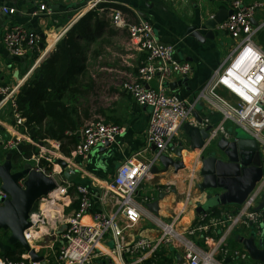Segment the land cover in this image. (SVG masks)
Wrapping results in <instances>:
<instances>
[{
	"label": "built area",
	"instance_id": "1",
	"mask_svg": "<svg viewBox=\"0 0 264 264\" xmlns=\"http://www.w3.org/2000/svg\"><path fill=\"white\" fill-rule=\"evenodd\" d=\"M99 1H89L91 9L97 7ZM40 9L47 11L44 3ZM232 9V14L218 27L226 30L237 44L197 96L188 99L168 91L164 84L177 75H189L191 63L175 57L174 46L159 40L150 20L138 15L136 21L130 11L116 5L107 8L112 24L128 32L130 46L147 53V58L139 66L138 79L123 83L137 103L150 108L147 144L120 163L113 179L103 184L96 198L90 188L78 184L75 189L79 194V207L70 213L66 208L74 185L64 176L65 168L57 162V169L50 174L56 181V187L37 200L29 218L31 225L25 230L27 241L42 259L34 261L26 250L17 260L0 255V264H90L94 259H110L114 264H138L170 245L181 249L182 264H225L216 258V253L235 227L244 225L256 234L264 233V210L256 209L264 189V178L238 212H225L219 217L212 216L213 212L200 214L199 220L187 232L177 228L178 216L167 221L148 209L147 203L152 201L151 193L144 196L139 193L161 155L177 157L176 151L184 144L181 136L184 125L187 122L199 124L193 111L200 100L222 113V124L231 121L258 140L264 151V49L255 41L258 28L251 23L256 11L264 9V0L252 3L234 0ZM16 12V7L0 5V15ZM3 40L11 53L22 55L25 45L31 48L38 46L41 36L31 33L24 26L15 25L5 32ZM155 80L156 86H146V83ZM222 90L230 96L223 95ZM15 92L13 86H0V104L8 101L17 110ZM16 117L19 124H24L25 118L18 111ZM123 132L124 128L119 124L97 116L79 130L80 143L69 154L68 160H86L95 148L116 142ZM219 133L231 139L223 126L213 128L214 135ZM21 141V136L8 137L2 142V150L17 148ZM153 147L154 152L149 156ZM47 159L56 163L54 160L58 158ZM154 188L152 190L157 194L172 192L170 184L158 183ZM8 197L0 179V203ZM96 201L100 203V208L93 212ZM87 214L90 215L88 219L85 218ZM144 220L155 225L158 237L150 239L139 235L128 239V230ZM65 224L64 231L58 233ZM220 228L225 230L220 237L217 235L220 244L211 246L212 237L205 233L220 234ZM198 237L208 246L198 244ZM236 254L242 258L249 256L247 251H236ZM128 256L134 257V261H128Z\"/></svg>",
	"mask_w": 264,
	"mask_h": 264
},
{
	"label": "crops",
	"instance_id": "2",
	"mask_svg": "<svg viewBox=\"0 0 264 264\" xmlns=\"http://www.w3.org/2000/svg\"><path fill=\"white\" fill-rule=\"evenodd\" d=\"M91 0H0V5L12 6L17 8L15 14H1L0 15V86H13L16 89L14 93L16 101L20 94L22 87L27 84L34 76L42 75L40 68L45 60L57 49L60 41L65 37L68 30L89 10ZM234 0H100L97 4L100 6L106 2L105 7H100L101 16H108L107 8L114 5H123L126 10L132 13L134 20H138V15L151 21L159 40L165 44H171L175 48V57L179 60L188 61L192 65V71L187 76L177 75L168 82L171 86L167 87L168 91L176 92L180 96L188 99H194L199 91L203 89L205 84L210 79L214 70L222 63L228 53L236 46L237 41L233 39L226 30L220 29L218 26L230 16L232 3ZM246 3H252L258 0H244ZM44 3L47 11H42L40 5ZM96 8V7H95ZM85 9V10H84ZM85 11V12H84ZM84 12V13H83ZM214 16H220L221 21L216 22L212 28H208V22L213 20ZM112 23V21H111ZM253 27L258 28L255 35V41L264 49V9L256 11L251 19ZM15 25H21L27 28L31 33H37L41 36V41L38 46L31 48L26 44L24 53L22 55H15L11 53L5 43L4 34L7 30ZM194 28V29H193ZM106 29V28H105ZM109 29V26H107ZM212 32V37H206V34ZM105 33V30L103 31ZM102 33V34H103ZM119 33H126L117 31L112 37H119ZM129 34L127 36V39ZM129 42V39H128ZM130 44V43H129ZM104 48L95 52V56H101ZM114 53V51H113ZM114 55V54H113ZM92 56V53H91ZM132 58H128L125 70H127L126 77L122 82L120 89L113 87L114 93L112 96V105H102L98 111L100 115L107 122L119 124L124 128V132L117 138L116 142L95 148L86 160L76 158L75 161H69V154L76 146H73L67 139L59 141L53 138L35 139L28 134L26 123L19 124L16 114L18 111L14 109L10 102L5 101L0 104V162L6 160L8 152L14 153V164H20L24 161H29L25 156L26 149L35 148L30 159L36 167L45 170L51 174L57 169L60 160L69 162V168L77 172V176L68 180L74 185L71 189V195L75 202L79 201V194L76 191L78 184H84L94 193L98 195L102 190L105 182L111 181L115 176L116 170L120 163L133 155L136 151L141 150L147 144V123L150 114V108L145 105H140L131 96L123 86L127 80L138 79V69L142 62L147 58V53L144 51L134 50L131 53ZM89 61V58H88ZM87 61V63H88ZM97 74L89 72L90 76L97 83V87H104L103 74L105 70L119 72V65L111 64L107 66L97 65ZM88 71L89 63L87 64ZM99 72H102L101 74ZM39 76V77H40ZM43 78V77H42ZM102 78L100 81L99 79ZM98 82H101L99 85ZM157 82L151 81L146 83V86H156ZM50 90V89H49ZM223 95L230 96L226 91H221ZM201 101V100H200ZM203 101V100H202ZM199 103V102H198ZM198 105V104H197ZM203 119L202 123H193L195 125H212L213 128L223 126L233 140L236 136L243 134V130L238 129L231 121L222 124V113L215 108L206 104L204 107H195V110ZM20 113V111H18ZM21 114V113H20ZM22 116V115H21ZM23 117V116H22ZM196 118V117H195ZM26 121V118H25ZM36 127V126H35ZM80 126L77 131L81 130ZM66 134L71 135V132ZM21 136L22 141L18 147L11 150H2V142L8 137ZM182 139L184 144H188L189 136L186 129H182ZM219 137H225L223 133H219ZM36 141H40L37 142ZM41 141L44 143L41 144ZM65 148L68 152L64 151ZM57 148L59 150H57ZM217 146L212 149H216ZM219 155L223 157L224 153L220 150ZM154 152V147L148 154L151 156ZM200 152L186 153L183 160L186 166L175 172L171 167L168 171H157L149 175L140 189V195L143 193L152 194V200L159 199L158 192L155 190V185L158 183L170 184L172 189H177V193L173 191L166 197L159 200L160 213L159 216L169 219V217L178 216L176 226L179 230L187 232V229L194 225L199 220L198 208L203 206L206 209L208 200L202 199V192L197 195L194 202L190 199L191 186L202 182L200 175V168L202 162L200 159ZM48 157H51L56 163H50ZM264 157V156H263ZM22 159L23 161L19 160ZM53 162V161H52ZM51 167V169H50ZM162 165L158 163L156 168L161 169ZM153 189V190H152ZM197 191V189H195ZM191 191V192H190ZM208 193V192H206ZM199 194V192H198ZM93 196V197H94ZM74 202V203H75ZM73 203V204H74ZM35 206V205H34ZM244 206L243 204H227L218 206L213 211L212 216H221L225 212L236 213ZM100 208V203L96 201L92 207V211ZM67 212L70 208H66ZM218 210V211H215ZM89 214L85 218H89ZM220 234L213 232H206L212 237L211 246L213 244L219 245V237L225 232L220 228ZM200 235L202 233H199ZM145 236L150 239H155L159 235L158 229L155 225L144 220L140 222L134 229L127 232L128 239L134 236ZM219 237H218V236ZM253 237V229L244 225L235 227L229 234L226 243L220 244L216 253V258L223 261L225 264H261L254 260L250 255L246 258L240 257L236 251H247L245 249L244 239ZM198 244L207 247L201 238L197 239ZM172 254V262L170 264H182L183 256L181 249L174 245L168 247ZM224 248H226L224 250ZM9 249L4 244V248H0L1 252H6ZM24 254V253H23ZM249 254V253H248ZM151 256V255H150ZM149 256V257H150ZM182 257V260L181 258ZM128 261H134V257L128 256ZM97 264H114L110 259H98ZM141 263V262H140ZM138 263V264H140Z\"/></svg>",
	"mask_w": 264,
	"mask_h": 264
},
{
	"label": "water",
	"instance_id": "3",
	"mask_svg": "<svg viewBox=\"0 0 264 264\" xmlns=\"http://www.w3.org/2000/svg\"><path fill=\"white\" fill-rule=\"evenodd\" d=\"M232 12L233 9L230 13ZM218 21H221V17L214 16L207 27L212 28ZM212 35L213 33L209 32L206 37H212ZM42 77L43 75L40 76ZM164 85L169 87L171 83L167 81ZM205 105L206 102L201 100L197 107ZM193 115L199 123L204 121L196 111H193ZM184 128L189 136L188 144L178 148L176 158L161 155L159 163L162 167L161 169L154 167L153 172L168 171L171 167L178 172L186 166L183 160L186 153L201 151L202 182L198 183L197 187L202 192V199L208 200L210 208L201 206L198 208L199 213L213 211L221 205L245 203L264 178V151L258 140L245 132L233 140L226 137L220 138L218 134H213L212 125L200 126L187 122ZM41 144L44 143L41 141ZM215 146L217 148L212 149ZM18 148L21 149V147ZM218 150L224 153L223 157L219 155ZM60 164L65 168L64 176L68 180L77 176V172L72 171L66 161L60 160ZM0 179L3 190L9 195L0 203V232H9L10 244H22L30 252L32 259L39 261L42 257L27 241L25 230L31 225L29 218L37 200L47 196L56 187V181L45 170L36 167L32 161L14 164L12 151L7 153L4 162H0ZM172 191L177 193V189ZM168 194L159 193V199L147 203L148 209L159 214V200ZM256 209L264 210V189L258 198ZM66 227V224L63 225L58 233L63 232ZM244 243L250 257L264 264V233L259 235L253 231V237L244 239ZM112 244L111 242L110 246ZM0 248H4L1 240ZM180 258L182 260V257Z\"/></svg>",
	"mask_w": 264,
	"mask_h": 264
},
{
	"label": "trees",
	"instance_id": "4",
	"mask_svg": "<svg viewBox=\"0 0 264 264\" xmlns=\"http://www.w3.org/2000/svg\"><path fill=\"white\" fill-rule=\"evenodd\" d=\"M106 5L103 2L99 8L85 13L42 64L39 74L43 78L36 75L22 87L17 98L18 111L26 118V126L31 129L33 138H53L63 142L67 139V142L76 146L80 138L75 131L93 118V105L86 98L94 93L97 85L87 68L89 54L104 48L118 31L111 23L110 15L101 16L104 14L99 9ZM116 6L127 9L123 5ZM104 30L111 38L101 37L105 34ZM92 44H96L94 50ZM66 131L71 132V135L66 134ZM64 151L68 152L65 145ZM78 207L79 201H76L69 211ZM8 239L9 232L1 231L0 240L9 249L5 253L0 251V255L9 260H17L26 249L20 243L10 244ZM172 260V254L164 247L140 264H170Z\"/></svg>",
	"mask_w": 264,
	"mask_h": 264
},
{
	"label": "rangeland",
	"instance_id": "5",
	"mask_svg": "<svg viewBox=\"0 0 264 264\" xmlns=\"http://www.w3.org/2000/svg\"><path fill=\"white\" fill-rule=\"evenodd\" d=\"M118 31H120V30L118 29ZM121 31L123 32V30H121ZM119 35H120L119 37L115 36V37L111 38V36H109L108 33H105L101 37L103 38V37L107 36V37H110L111 40L104 45V51L102 50L103 52H102L101 56H99V57L95 56L94 55L95 52L92 53V56H91V53L89 54L88 63H89L90 74L91 73H94V74L98 73L97 72V70H98L97 65H101V66H103V65L107 66V65H111V64L119 65V72H113V71L111 72L108 70H105L104 74L102 72H99L100 74L101 73L103 74L104 87H101V88H100V86L97 87L96 90L94 91V93H91V95L86 98L87 102L91 103L93 105L92 111L94 113V116L91 120L95 119L98 115H100L98 113V111L102 105H105V106L112 105V101H113L112 96H113V93L115 90V89H113V87H117L118 89H120V87L122 86V82L124 81L125 77L127 76L126 75L127 70H125L124 65H126L125 64L126 61L129 60L128 58H132L131 53H133L135 49L132 48L128 42V39H129V37L127 39L128 33H127V35H126V33H119ZM101 39H99V40H101ZM95 46H96V44H92L93 50L95 49ZM113 51H114V53H113ZM99 80L101 81L102 78H100ZM98 83H99V85H101V82H98ZM96 85H97V83H96ZM27 128H28V134H30L31 129H29V127H27ZM238 129H240V128H238ZM36 142L38 144V142H40V141H36ZM32 150L36 151L35 148L26 149L25 150V153H26L25 156L27 158H29V161L33 162V159H30L31 154L33 153ZM19 160L23 161L22 159H19ZM24 162H26V161H24ZM192 187H194V190ZM195 189H197V191ZM191 191H190L191 192L190 199L194 202L197 195L200 196L201 191H200V189H198V187L196 185L191 186ZM198 192H199V194H198ZM72 195H76V194L73 193ZM144 195H147V194L143 193L142 196H144ZM71 198H72V196H71ZM73 199H75V198H73ZM73 199H70V201L68 202V208H70L73 205V203L75 202ZM166 220L171 221L172 217H169V219H166ZM48 241H49V239L46 240L45 242L47 243ZM90 264H97V262L94 259V261L91 262Z\"/></svg>",
	"mask_w": 264,
	"mask_h": 264
},
{
	"label": "bare ground",
	"instance_id": "6",
	"mask_svg": "<svg viewBox=\"0 0 264 264\" xmlns=\"http://www.w3.org/2000/svg\"><path fill=\"white\" fill-rule=\"evenodd\" d=\"M48 202H50V201H48Z\"/></svg>",
	"mask_w": 264,
	"mask_h": 264
}]
</instances>
